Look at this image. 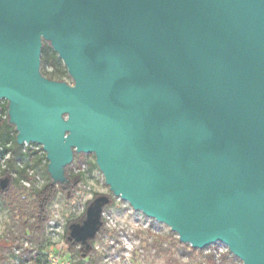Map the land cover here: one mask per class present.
Returning <instances> with one entry per match:
<instances>
[{"label":"water","instance_id":"1","mask_svg":"<svg viewBox=\"0 0 264 264\" xmlns=\"http://www.w3.org/2000/svg\"><path fill=\"white\" fill-rule=\"evenodd\" d=\"M42 40L73 85L41 75ZM0 100L61 173L94 154L181 243L264 264V0H0Z\"/></svg>","mask_w":264,"mask_h":264},{"label":"trees","instance_id":"2","mask_svg":"<svg viewBox=\"0 0 264 264\" xmlns=\"http://www.w3.org/2000/svg\"><path fill=\"white\" fill-rule=\"evenodd\" d=\"M40 73L58 82H64V78L69 77L61 59L47 42H44L40 51ZM17 135L15 127L9 122L8 102L4 101L0 103V206L7 210L9 219L0 236V264H10L14 248L20 251V264H51L44 240L49 206L58 193H73L81 180V173L75 170L80 169L86 154L73 150L71 163L55 178L48 172L46 154L40 153L41 148L35 150L34 144H19ZM39 171L44 178L40 186L35 183ZM97 199L102 202L101 212L112 204L111 197L95 194L83 213L70 220L66 226L65 241L69 247V256L73 258L72 264L100 262V253L95 249V243L109 233L100 216L93 237L82 240L71 236L72 226L83 224L89 206ZM136 236L143 254L154 261H162L161 264H242L228 250L218 252L213 249L205 253V248L195 249L181 243L171 230L156 233L148 228L137 230ZM25 242L29 249L23 248Z\"/></svg>","mask_w":264,"mask_h":264},{"label":"rangeland","instance_id":"3","mask_svg":"<svg viewBox=\"0 0 264 264\" xmlns=\"http://www.w3.org/2000/svg\"><path fill=\"white\" fill-rule=\"evenodd\" d=\"M64 82L73 85V80L70 76L65 77ZM4 101L0 100V103ZM49 163L47 160L48 172L54 177H59L61 170ZM80 169L81 180L74 188L73 193H58L49 206V218L44 229L47 252L50 251V247H53L55 253H53L52 257L73 262V258L69 256V247L65 241L66 226L70 220L80 216L87 203L94 198L95 194H98L109 196L112 199L111 206L103 211L104 214L101 217L109 233L104 234L95 243V249L100 253L99 264H161L162 261H154L151 257L143 254L136 231L146 230V223L153 226L152 232L156 233L157 230L159 233H167L170 228L164 223H159L146 217L142 212L134 210L126 201L112 195L109 186L105 184L102 173L96 166L94 154H86L84 156ZM75 172L77 173L76 170ZM43 182L44 178L39 171L35 178V183L40 186ZM8 219L7 210L0 206V236L3 235ZM139 247L140 250L138 249ZM23 248L29 249L30 247L25 242ZM213 249L222 250L218 252L224 251L220 244H214L205 248L204 252L207 253ZM19 255L20 251L14 248L10 264H20Z\"/></svg>","mask_w":264,"mask_h":264},{"label":"built area","instance_id":"4","mask_svg":"<svg viewBox=\"0 0 264 264\" xmlns=\"http://www.w3.org/2000/svg\"><path fill=\"white\" fill-rule=\"evenodd\" d=\"M31 144H34L35 145V147H33L35 150H38L39 148H41V151H40V153H44V154H46L45 153V151L43 150V148H42V146L41 145H39V144H35V143H29V144H27V143H24L23 145L24 146H29V145H31ZM80 170L81 169H78V170H76L77 172H80ZM25 186H28V184H24ZM103 211H102V213H101V217L103 216ZM145 226H147V227H145V229H148V228H150V230H152V227L153 226H151V225H149L148 223H146V225ZM158 231V230H157ZM216 244H220L222 247H223V250L224 251H226V250H228L227 249V247L224 245V244H222V243H216ZM214 245V244H213ZM210 246H212V245H210ZM50 247V246H49ZM209 247V246H208ZM51 249H50V251L49 252H47L48 253V260L50 261V263L51 264H72L70 261H67V260H62V259H59L58 257H52L53 256V253H55L54 252V249H53V247H50ZM207 248V247H206ZM48 249V248H47ZM47 249H46V251H47ZM218 251H222L221 249H218ZM65 259V258H64Z\"/></svg>","mask_w":264,"mask_h":264},{"label":"flooded vegetation","instance_id":"5","mask_svg":"<svg viewBox=\"0 0 264 264\" xmlns=\"http://www.w3.org/2000/svg\"><path fill=\"white\" fill-rule=\"evenodd\" d=\"M44 42H46V41H44V40H42V45L44 44ZM48 43V42H47ZM49 44V43H48ZM50 46V45H49Z\"/></svg>","mask_w":264,"mask_h":264}]
</instances>
